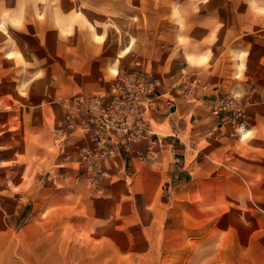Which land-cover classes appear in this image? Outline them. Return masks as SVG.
Segmentation results:
<instances>
[{
    "label": "rangeland",
    "instance_id": "obj_1",
    "mask_svg": "<svg viewBox=\"0 0 264 264\" xmlns=\"http://www.w3.org/2000/svg\"><path fill=\"white\" fill-rule=\"evenodd\" d=\"M235 5L236 31L258 30L250 33L247 49L231 45L232 65L223 66L242 80L246 72L255 76L254 69L239 63L243 52L252 48L264 53V16L248 15L250 0H236ZM112 8L124 10L125 25L138 20L134 11L156 9V43L150 46L143 35L139 42L131 28L123 33L110 18L108 31L114 28L118 37L125 36L124 51L136 54L137 65L112 69L116 78L107 91L80 90L46 99L43 104L58 111L43 117L38 113V123L31 99L52 91L43 75H58L54 59L61 58L52 44L45 49L41 37L46 28L71 31L76 26L96 34L95 27L107 19L100 10ZM213 8L229 5L223 0H0V23L5 11L21 20L18 27L9 22L0 30V264H264V192H253L248 185L219 207H204L185 188H170V160L161 158L157 141L160 96L192 93L218 67L211 63L210 41L197 57L198 42L187 36L196 30L197 12ZM68 10L75 11L71 18ZM199 16L201 21L207 17ZM224 19L219 25L226 24ZM171 51L177 52L179 63L156 78L148 62ZM137 75L157 82L154 106H140L138 113L125 116V129L113 128L114 114L104 128L92 123L87 129V101L75 105L74 100L114 89L121 99ZM239 96L248 102L245 114L228 121L245 119L251 101ZM108 106L115 110L111 102ZM31 110L34 122L26 119ZM138 127L152 130L154 143L135 136ZM96 129L109 138L103 157L92 154L98 146L89 134Z\"/></svg>",
    "mask_w": 264,
    "mask_h": 264
},
{
    "label": "crops",
    "instance_id": "obj_2",
    "mask_svg": "<svg viewBox=\"0 0 264 264\" xmlns=\"http://www.w3.org/2000/svg\"><path fill=\"white\" fill-rule=\"evenodd\" d=\"M223 1L228 3L229 8L199 10L196 30L187 35L198 42L197 57L208 50L206 41H210L213 50L211 63L218 65L214 75L204 79L203 84L192 93L173 98L162 94L161 110L156 114L161 127L156 129L159 135L157 141L162 145L161 158L170 160L167 172L174 182L170 188H180L178 192L185 188L208 208H217L226 199L238 197L248 185L253 192H264V53L251 48L238 59L242 67L254 69V77L246 72L242 80H236L231 70H223L224 65H232L231 45L234 43L236 47L247 49L252 37L250 33L258 32L257 29L249 31L240 28L238 33L236 0ZM75 4L78 6V3ZM245 9L249 16H257L253 10ZM100 11L107 19L103 20L105 25L101 26L100 23L95 27L96 34L91 30L82 32L76 26H71V31H64L61 26H49L41 37L45 49L52 44L55 49L61 50V58L58 60L56 56L54 59V65H58V75H43L52 91L36 100L31 99L37 105L38 123V113L43 117L58 111L57 107H46L43 104L46 99L76 94L80 90L107 91L116 78L112 69L123 70L126 66L131 68L137 65L136 54L133 52L129 55L124 51L125 36L118 37L114 28L108 31L110 18L116 21L117 29H122L123 33L125 28H131L139 42L142 39L140 35H143L150 46L156 43V9L145 10L142 14H135L134 11L138 20L134 18L127 25L124 24V10L112 8ZM66 12L71 18L75 11ZM199 15L207 17L201 21ZM221 16L226 24L219 25ZM175 56H178L177 52H164L162 60H150L147 68L156 78L165 76L179 63ZM207 82H210L209 86H205ZM224 92L250 98L251 103L241 123L221 120L213 112L215 99ZM27 105L30 106L29 103ZM33 113L29 111L30 116H26V119L32 120ZM36 125L39 130V125ZM161 130L166 134L161 136L160 133L164 132Z\"/></svg>",
    "mask_w": 264,
    "mask_h": 264
},
{
    "label": "built area",
    "instance_id": "obj_3",
    "mask_svg": "<svg viewBox=\"0 0 264 264\" xmlns=\"http://www.w3.org/2000/svg\"><path fill=\"white\" fill-rule=\"evenodd\" d=\"M133 80V82H132ZM127 92L120 99V92L114 89L110 94L93 95L85 100L83 96L74 100V104L84 103L87 101V129H92V123H96L99 127L104 128L105 122L108 121V116L114 114L116 122L113 124L115 129H125V116L138 113L139 107L143 106L145 110L154 106L159 94L157 93L158 84L155 80L149 79L144 75H137L131 78L127 86ZM108 102H111L115 110H110ZM248 102L246 99L240 98L239 95L232 93H219L212 106L213 112L220 117L221 120H229L230 118H243ZM138 132L135 136H142L143 139H149L150 143H154V134L152 130L142 127L136 128ZM90 139L98 147L92 151L96 157L107 155L106 143L109 138L98 129L90 132ZM106 150H103L104 148ZM151 148V147H150ZM151 150V149H150ZM151 153V151H149Z\"/></svg>",
    "mask_w": 264,
    "mask_h": 264
},
{
    "label": "clouds",
    "instance_id": "obj_4",
    "mask_svg": "<svg viewBox=\"0 0 264 264\" xmlns=\"http://www.w3.org/2000/svg\"><path fill=\"white\" fill-rule=\"evenodd\" d=\"M250 8L257 14V15H260V16H264V0H260V3L258 4L256 2V0H250ZM174 16H179L180 15V12L179 11H175L173 13ZM11 23L13 24L14 26H19L20 23H21V20L20 18L17 16L15 18H13L9 12L5 11L3 13V23H0V28H4V25L5 24H8V23ZM181 43H184V40L181 39L180 41Z\"/></svg>",
    "mask_w": 264,
    "mask_h": 264
},
{
    "label": "snow or ice",
    "instance_id": "obj_5",
    "mask_svg": "<svg viewBox=\"0 0 264 264\" xmlns=\"http://www.w3.org/2000/svg\"><path fill=\"white\" fill-rule=\"evenodd\" d=\"M0 30H3V28H0ZM188 59H193L192 57H189ZM205 60H206V58H201V60H200V63H204L205 62Z\"/></svg>",
    "mask_w": 264,
    "mask_h": 264
}]
</instances>
